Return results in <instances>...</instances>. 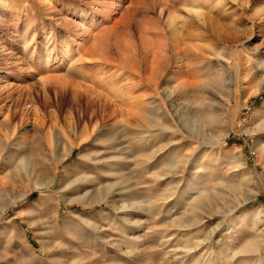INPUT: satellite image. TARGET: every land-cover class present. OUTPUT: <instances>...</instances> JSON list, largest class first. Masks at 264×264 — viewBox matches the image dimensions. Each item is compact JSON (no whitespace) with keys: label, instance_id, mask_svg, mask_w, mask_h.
Masks as SVG:
<instances>
[{"label":"rangeland","instance_id":"374dc122","mask_svg":"<svg viewBox=\"0 0 264 264\" xmlns=\"http://www.w3.org/2000/svg\"><path fill=\"white\" fill-rule=\"evenodd\" d=\"M0 264H264V0H0Z\"/></svg>","mask_w":264,"mask_h":264}]
</instances>
